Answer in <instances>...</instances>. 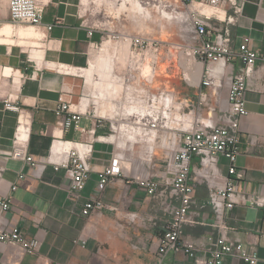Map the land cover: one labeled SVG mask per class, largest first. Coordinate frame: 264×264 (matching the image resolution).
Wrapping results in <instances>:
<instances>
[{"label": "crops", "instance_id": "crops-1", "mask_svg": "<svg viewBox=\"0 0 264 264\" xmlns=\"http://www.w3.org/2000/svg\"><path fill=\"white\" fill-rule=\"evenodd\" d=\"M234 1L238 10L233 11L226 0L221 6L225 21H214V25L228 29L234 50L247 38L249 46L264 55V0ZM79 3L80 0H39L41 23L32 27L11 23L7 0H0V28L12 29L10 35L0 36V195H12L3 219L6 226L17 223L27 238L38 240L35 253L25 252L19 245L0 243V264H152L155 258L160 226L148 218H157V208L151 196L135 180L126 178L127 174L111 180L103 193L105 203L113 209L90 217L80 214L83 202L94 194L102 163L109 162L106 147L103 162L97 165L92 160L89 179L75 195L69 193L70 180L64 169L56 170L47 160L55 141L59 142L57 153L65 158L70 148L84 138L74 128L63 129L62 117L55 113L61 100L79 103L81 79L74 72L88 64L95 43L96 34L89 35ZM46 25L51 29L45 30ZM18 29L33 34L20 35ZM43 32L46 37L42 39ZM257 66L258 72L246 92L248 114L239 122L236 165L245 170V178L236 189L238 197L246 201L225 212L229 228L221 236L254 247L256 264H264V70L261 61ZM203 68L201 64L202 72ZM234 72L233 65H229L220 78L227 109ZM7 100L19 110L6 108ZM85 118L81 117L82 126L95 127L93 120ZM18 125L17 135L22 139L27 135L26 125L30 127L28 148L39 161L38 167L5 156L12 148ZM94 148L96 154L104 147ZM20 174L22 179L18 178ZM13 183L17 188L11 192ZM165 191V186L159 184L160 203ZM256 198L262 203L255 204ZM206 201L197 209L200 223H196L200 225H185L182 234L184 239L197 243L199 259L206 257V247L218 235L211 225L213 213ZM79 238L86 239V247L74 242ZM162 264L197 263L178 250L167 254ZM224 264L247 263L238 257H227Z\"/></svg>", "mask_w": 264, "mask_h": 264}, {"label": "built area", "instance_id": "built-area-1", "mask_svg": "<svg viewBox=\"0 0 264 264\" xmlns=\"http://www.w3.org/2000/svg\"><path fill=\"white\" fill-rule=\"evenodd\" d=\"M189 8L187 19L190 23L191 39L194 44L189 52L194 59L204 66L198 83V100L206 103L209 96L218 101V88L221 86V76L229 65H233L235 72L228 90V110L222 122L220 117L215 118V107L207 106V115L198 116V119L189 130L179 134L178 139L165 145L171 148V154L166 165L169 192L161 203H166L170 208V218L160 235L157 251L152 264H162L164 258L173 251L181 250L184 255L193 259L197 264H224L227 257H238L247 264H256L257 255L254 247H247L243 243L227 240L221 232L229 228L225 222V212L231 210L235 204L246 201L239 198L236 185L245 178V170L236 165L240 152L239 122L248 114L245 107L246 92L252 79L258 72L257 62L261 61L264 70V55L257 53L249 46L245 38L238 45V49L231 47V37L228 29L219 28L214 21H225V11L221 6L226 0H179ZM233 11L238 8L234 0H227ZM9 18L15 25L35 26L41 23L42 9L39 0H7ZM51 25H46L45 30H50ZM94 29L89 26V35ZM46 34L40 33V38ZM132 47L129 62L131 70L144 69L155 71L161 45L148 38L134 36L130 38ZM94 46V43L92 44ZM82 69V68H81ZM80 70V69H79ZM34 75V74H33ZM35 76V75H34ZM147 76V75H146ZM264 85V74H263ZM203 88H206L203 89ZM164 107L173 106L174 99L168 95L161 97ZM5 107L18 111L19 107L10 101H5ZM79 104V103H78ZM78 104L60 101L55 113L61 116L63 129L74 128L84 138L76 142L63 158L60 154H49L47 160L54 165L56 170L64 169L69 178V193H80L86 185L91 172L92 137L95 127L85 128L81 125L82 111ZM18 127V126H17ZM28 135L20 139L17 128L12 140V148L5 154L8 158L23 161L31 167H38L39 161L29 152ZM197 157L193 161V157ZM224 159V162H221ZM125 175L124 161L119 156L110 158L98 173L95 191L92 197L85 200L80 209V214L90 217L106 209H113L103 199V193L109 182ZM19 179L23 175L18 176ZM138 187L147 195L159 197V183L152 177H134ZM204 184L209 190L208 202L213 213L211 224L218 235L206 247V257H197L198 245L194 241L184 239L183 228L193 225L197 221L191 217L194 203V185ZM17 184L11 185V192L16 190ZM12 195H0V243L19 245L25 252L34 253L38 248L35 238H27L17 223L6 226L3 214L10 209ZM255 204L262 203L256 198ZM149 221L156 223V217H149ZM75 243L86 247V239H75ZM90 264V263H88Z\"/></svg>", "mask_w": 264, "mask_h": 264}, {"label": "rangeland", "instance_id": "rangeland-1", "mask_svg": "<svg viewBox=\"0 0 264 264\" xmlns=\"http://www.w3.org/2000/svg\"><path fill=\"white\" fill-rule=\"evenodd\" d=\"M124 1L80 0L81 17L94 29L96 37L88 64L74 72L81 79L78 107L83 117L95 123L91 166L92 160L97 165L101 163L106 147L108 160L119 156L124 161L126 178H154L161 187L165 186V199L170 190L166 165L171 154V148L165 145L194 127L199 115L206 116L208 104L215 107L214 117H220L218 122H222L228 110L225 91L223 86L218 88V101L213 96L207 97V104L198 100L202 69L196 81L201 64L189 52L194 42L187 6L179 0H151L135 10ZM134 36L153 39L161 45L154 72L130 69L129 43ZM166 95L174 99V107H164L159 96ZM96 145L104 148L94 154ZM208 195L206 185L195 182L191 217L198 223L197 209L207 204ZM151 200L157 208L161 235L172 206L160 203L158 198Z\"/></svg>", "mask_w": 264, "mask_h": 264}, {"label": "bare ground", "instance_id": "bare-ground-1", "mask_svg": "<svg viewBox=\"0 0 264 264\" xmlns=\"http://www.w3.org/2000/svg\"><path fill=\"white\" fill-rule=\"evenodd\" d=\"M126 1V3L128 2V3H130V5L131 6H133L134 8H135V10L136 9H138V10H140L141 8H144V6H143V3H145V4H147V3H150L151 2V0H125ZM124 1V2H125ZM153 1V0H152ZM126 6V5H125ZM129 6V5H128ZM130 6V7H131ZM143 6V7H142ZM138 12H140V11H138ZM17 31V34H22V35H32L33 33L32 32H28V31H25V32H23V31H21V30H16ZM12 33V29H11V27H8V28H0V36L1 35H5V36H7V35H10ZM15 33V32H14ZM2 37V36H1ZM0 37V38H1ZM200 66H198V74H197V79H196V81H198L199 80V74H200ZM83 69V68H82ZM82 69H80V70H82ZM85 70V69H84ZM74 71V70H73ZM76 71V70H75ZM200 81V80H199ZM20 123H21V120L19 121V125H20ZM19 125H18V127H17V131H18V128H19ZM26 128H27V135H28V132H29V130H30V127L28 126V125H26ZM26 135V136H27ZM18 136V135H17ZM20 138V137H19ZM20 139H22V138H20ZM59 149V142L58 141H55L54 143H53V145H52V148H51V154L52 155H54L55 153H57L58 150Z\"/></svg>", "mask_w": 264, "mask_h": 264}]
</instances>
